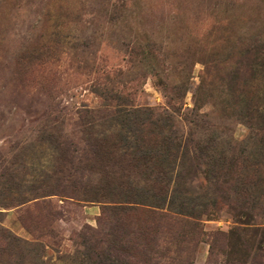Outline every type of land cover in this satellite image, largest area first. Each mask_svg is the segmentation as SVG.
Returning a JSON list of instances; mask_svg holds the SVG:
<instances>
[{"label":"rangeland","instance_id":"374dc122","mask_svg":"<svg viewBox=\"0 0 264 264\" xmlns=\"http://www.w3.org/2000/svg\"><path fill=\"white\" fill-rule=\"evenodd\" d=\"M255 38L264 44V0H0V264H81L92 237L120 247L101 210L160 185L169 201L176 174L190 208L207 204L210 155L240 157L254 174L244 193L254 221L229 205L197 220L170 213L198 225L180 264H264V165L250 155L264 64L249 79L229 72ZM166 115L185 158L168 174L162 160L133 164L141 122ZM245 227L258 229L254 246L230 255Z\"/></svg>","mask_w":264,"mask_h":264},{"label":"trees","instance_id":"16d2710c","mask_svg":"<svg viewBox=\"0 0 264 264\" xmlns=\"http://www.w3.org/2000/svg\"><path fill=\"white\" fill-rule=\"evenodd\" d=\"M240 49L241 54L239 53ZM240 49L237 53L234 52L233 56L237 55L239 59L241 58L242 61H239L243 65L241 68L240 65L230 66L231 71H229L234 80L243 77L251 78V74H254L256 69L258 70L264 64V44L259 39L255 38L252 42L243 43ZM235 62L238 63V61ZM243 84L244 91L250 92L246 83ZM257 100L255 107L253 106L250 110L251 113H257V117L263 124L256 126L259 137L255 149L251 150L250 155L255 164L264 165V96H257ZM168 116L166 115L160 122L157 120L154 126L150 122H141L143 123L140 132L141 144L138 150H141L142 153L139 155L140 157H133V164L139 163L140 159L147 162H152L153 159L162 160L159 165L161 164L163 167L159 168V171L163 170L162 172L168 174L174 170L179 156L180 160L185 158L184 154L181 158V155L176 151L180 147V142L172 133H176L177 128ZM133 128L139 129L134 126ZM145 130L147 134L143 137ZM164 130L168 131V134L165 135ZM208 155L210 154H205L204 157ZM201 160L205 164H209L210 171H212V173L206 171L207 175H205L206 179L213 182L207 204L200 203L198 204L199 208H190L189 201L186 200L187 197L179 188L181 182L177 181L179 179L177 174L175 187L171 191L169 190V201L166 200L167 197L165 196L169 186L166 188L164 185H160L159 192L150 195L129 193L130 195L121 201L122 205L113 207V211L107 207L103 208L97 218L99 227L105 230L104 233L110 234L111 240L119 242L120 247L114 243L109 244L112 247H103V241L94 240L95 238L92 237L93 242L87 243L86 251L83 252L84 257L80 258L81 264H180L181 256L179 253L183 250L180 243L189 242L191 239H187L188 234L194 232L198 225L196 221H191L190 223L194 225L191 230L185 227V223L179 226L177 225L179 220L173 222L172 216L174 215L170 213L185 215L183 217L187 216L197 220L201 219L203 215H213L219 208L229 205L232 210L237 211L235 216H237L239 223L250 224L251 221L253 222L254 214L250 211L252 209L247 211V206L250 205L246 204L247 196L244 193L248 191L252 183L249 179H253L254 174L245 172L240 157H234L232 161L226 164L220 159L215 160L213 155L208 156V159L203 158ZM241 166L243 171L239 172ZM127 176L130 175L127 174ZM256 179L259 178L256 177ZM240 181V185L235 183ZM156 187L157 185L154 183L150 185L152 191ZM233 194H236L235 197ZM238 198H243L241 203H239ZM113 214L114 216H111ZM257 233L258 229L250 227L232 232L231 241L228 244L230 255H236L238 252L241 256L249 254L250 247L254 246ZM260 235L263 237L264 232H260ZM109 248L114 250H109ZM111 251L116 252L115 257L110 258ZM210 255H213V249L210 250ZM122 256H125L126 259Z\"/></svg>","mask_w":264,"mask_h":264}]
</instances>
